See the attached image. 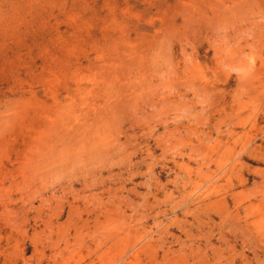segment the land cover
Listing matches in <instances>:
<instances>
[{"label": "rangeland", "instance_id": "374dc122", "mask_svg": "<svg viewBox=\"0 0 264 264\" xmlns=\"http://www.w3.org/2000/svg\"><path fill=\"white\" fill-rule=\"evenodd\" d=\"M0 264H264V0H0Z\"/></svg>", "mask_w": 264, "mask_h": 264}]
</instances>
